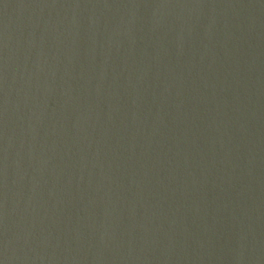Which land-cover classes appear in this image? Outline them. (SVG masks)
Segmentation results:
<instances>
[{
    "label": "water",
    "instance_id": "obj_1",
    "mask_svg": "<svg viewBox=\"0 0 264 264\" xmlns=\"http://www.w3.org/2000/svg\"><path fill=\"white\" fill-rule=\"evenodd\" d=\"M0 264H264V0H0Z\"/></svg>",
    "mask_w": 264,
    "mask_h": 264
}]
</instances>
